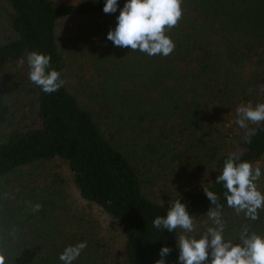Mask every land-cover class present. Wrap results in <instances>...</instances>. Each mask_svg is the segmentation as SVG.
<instances>
[{"label": "trees", "instance_id": "obj_1", "mask_svg": "<svg viewBox=\"0 0 264 264\" xmlns=\"http://www.w3.org/2000/svg\"><path fill=\"white\" fill-rule=\"evenodd\" d=\"M125 2L118 0L117 11L106 14L105 0H0V254L5 264H62L65 247L79 242L87 247L73 264H111L108 243L73 212L59 178L31 186L22 173L50 163L65 165L80 196L120 226L123 246L113 264H155L162 246L171 249L165 264H179L176 240L183 231L157 229L152 221L166 216L179 199L198 224L187 235L198 239L214 226L207 212L216 206L204 188L218 196L225 240L235 242L245 226L264 237V208L256 220L237 214L227 206L222 183H216L231 153L237 163L261 169L257 188L264 194V122L249 124L256 129L251 143L243 140L244 130L228 149L210 129L238 126L237 106L264 103V0H182V17L166 33L175 44L167 57L107 39ZM60 20L74 22L71 36H59ZM32 51L51 56L49 70L64 80L58 91L46 94L29 80L26 55ZM71 54L84 59L77 70L66 61ZM68 67L76 77L79 72L83 99L68 88ZM4 125L11 128L3 132ZM134 127L150 139L142 165L130 152L139 146ZM165 127H184L189 136L184 154L207 160L210 168L207 183L182 188L167 202L145 192L152 184L145 167L180 158L170 144L175 129L170 134ZM199 127L208 128L197 136ZM191 139L195 142L189 144ZM36 204L38 212L32 210Z\"/></svg>", "mask_w": 264, "mask_h": 264}, {"label": "clouds", "instance_id": "obj_2", "mask_svg": "<svg viewBox=\"0 0 264 264\" xmlns=\"http://www.w3.org/2000/svg\"><path fill=\"white\" fill-rule=\"evenodd\" d=\"M181 5L182 0H126L116 17L115 28L107 33V39L114 46L138 50L149 56L167 57L174 51L175 44L166 33L178 25L182 17ZM117 7L118 0H105L103 12L115 13ZM26 61L29 80L43 92L51 94L63 86L61 74L56 70H49L50 55L32 51L27 53ZM24 64L25 59L21 58L18 66L23 67ZM260 91L264 92V88ZM235 112V123L245 130L243 140L251 143L256 129L250 128L249 124L259 125L264 122V103L255 106L251 103L241 104ZM261 175L259 167L254 168L247 161L237 163L230 153L229 158L223 162L221 174L216 177V183H222L226 189L224 197L227 206L251 220L258 219V211L264 208V194L257 188ZM203 190L216 207L207 212L214 226L207 227L198 239L186 235L195 231L194 217L179 199L172 202L166 216H157L152 221L153 227L157 229H167L169 232L181 229L185 233L176 240L179 264H264V237L250 233L245 226L235 242L225 240V225L221 218V206L217 203L218 196L206 188ZM40 208V204L32 206L35 212ZM86 247V242L69 245L59 255V260L62 264H73ZM170 251L169 247L162 246L159 251L160 259L155 264H165V257ZM0 264H5L2 254Z\"/></svg>", "mask_w": 264, "mask_h": 264}, {"label": "rangeland", "instance_id": "obj_3", "mask_svg": "<svg viewBox=\"0 0 264 264\" xmlns=\"http://www.w3.org/2000/svg\"><path fill=\"white\" fill-rule=\"evenodd\" d=\"M62 1V0H59ZM77 1V0H71ZM58 33L61 38L71 36V26L74 22H65V20L59 21ZM67 23V24H65ZM70 32V33H69ZM61 41V40H60ZM79 47V46H77ZM66 61L73 67H77V62L82 61L81 57L75 58L72 54L66 56ZM76 69V68H75ZM77 70V69H76ZM86 76H90L88 70L83 71ZM77 78L80 80L79 72L77 71V77L73 70L68 67L66 68V81L68 83L69 90L74 93L77 98L83 99L84 95L81 93L82 88L79 85ZM11 126L4 125L2 127L3 132L8 131ZM128 128V127H125ZM162 128V127H161ZM169 129L170 134L175 129L176 137L172 138L170 144L173 147H177L180 158L175 159L173 162L169 160H160L159 162L150 163L145 169H149L152 184L146 187V194L158 201H171L175 194H177L182 188L203 186L208 181L210 172L209 163L206 160L202 161L201 157L197 158L195 155L188 157L183 152L184 140H189L188 132L185 131L184 127H165ZM208 128V127H204ZM202 127H199V136ZM211 136L221 138V145H225L226 149L230 148L237 142V138L243 134L244 129L238 126H222L210 127ZM184 130V131H183ZM141 127H134L133 134L136 136V141L139 146H132L130 152L137 158L135 160L139 164L145 163L144 156L150 155V149L146 148L144 144L150 143V139H145L141 134ZM130 140V138H129ZM146 141V142H145ZM195 141L191 139L189 144ZM131 145V143H129ZM146 148V149H145ZM178 157V156H177ZM150 162V161H149ZM151 166V167H150ZM144 170V169H143ZM22 173L27 174L25 178L30 179V185L38 186L46 183L51 184L54 178H59L60 188L64 191L68 202L72 203L73 212L78 214L83 220H85L90 228H92L93 234L98 238H102L106 241L108 246V252L110 256V263L113 264L112 260L120 257L121 248L123 246V235L120 226L114 221L101 207L95 203L89 202L83 199L75 186L71 181V175L65 165L58 167L55 163L47 165H37L32 171L31 167L25 168ZM146 175L147 173L144 172ZM64 181V182H63ZM41 186V185H40ZM197 222H194V229L197 228ZM185 234V233H183ZM189 233H186V235Z\"/></svg>", "mask_w": 264, "mask_h": 264}]
</instances>
